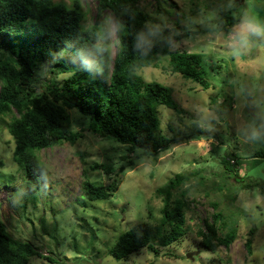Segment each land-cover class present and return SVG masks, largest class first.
<instances>
[{"label": "rangeland", "instance_id": "1", "mask_svg": "<svg viewBox=\"0 0 264 264\" xmlns=\"http://www.w3.org/2000/svg\"><path fill=\"white\" fill-rule=\"evenodd\" d=\"M61 1L72 0H55ZM220 1H140V8L154 19L155 37L169 39L172 51L200 52L208 60L212 86L207 90L172 74L167 55L160 56L157 66L140 71L146 82L169 87L179 106L180 111L159 107L163 134L193 132L194 136L197 128H203L208 134L201 140L188 139L157 157L136 159L139 150L130 152L114 138L92 134L90 119L75 108L69 110L71 120L84 138L39 152L42 184L38 191L27 192L26 176L13 158L11 120L0 117V219L14 238L32 243L44 256L32 257L28 264H264V157L256 155L264 152V0ZM81 2L88 27L97 20L98 1ZM228 10L240 22L231 30L216 32V22ZM101 21L109 32L113 64L118 53L117 21L110 12ZM61 58L71 60L72 56L54 57ZM111 70L110 66L104 81L109 82ZM42 74L44 80L60 86L68 78L54 77L49 67ZM233 154L242 177L238 181L226 177L220 162ZM95 163L103 168L93 170ZM122 166L124 172L116 177ZM180 173L195 175L182 187L190 188L185 199L190 206L188 234L171 246L153 244L126 259H115L109 252L119 235L141 222L159 223L164 198L158 190ZM198 173L202 179L195 178ZM115 178L120 186L110 199L88 201L82 196L84 181L108 186ZM242 183L245 190L238 186ZM179 195L180 190L174 191L172 199ZM215 211H222L229 220L232 216L238 235L231 245L220 246L214 253L203 247L199 233ZM249 238L251 253L246 246ZM191 252L198 254L187 258Z\"/></svg>", "mask_w": 264, "mask_h": 264}, {"label": "trees", "instance_id": "2", "mask_svg": "<svg viewBox=\"0 0 264 264\" xmlns=\"http://www.w3.org/2000/svg\"><path fill=\"white\" fill-rule=\"evenodd\" d=\"M97 1V20L86 27L87 14L81 0H0V117L11 120L8 130L16 144L13 158L26 176L27 192L38 191L42 184L39 174L44 170L39 152L64 143L75 144L84 138L82 132L74 130L69 110L75 108L90 119L92 134L114 138L130 152L139 150L136 159L157 157L188 139L201 140L208 134L207 130L197 128L194 136L193 132L164 135L159 107L178 111L179 106L169 87L146 82L140 75L142 69L157 66L160 56L167 55L172 74L183 75L207 90L212 84L206 56L200 52L172 51L169 39L155 37L151 25L154 19L140 8L141 0ZM108 12L117 21L118 53L113 64L109 32L101 25ZM239 22L232 11H223L215 30L228 31ZM67 53L71 60L54 59L57 54ZM47 67L54 77L67 75L66 82L60 86L44 80L42 73ZM256 155L264 157V152ZM232 157L228 161L223 157L220 162L226 177H237L238 181L242 177L236 156ZM134 164L131 160L130 166ZM92 168L99 170L103 166L95 163ZM124 170L122 166L116 177ZM105 171L111 173L108 168ZM193 175L177 174L159 189L164 198L159 223H138L118 236L109 253L121 260L153 244L168 247L181 241L188 234L186 210L190 207L185 200L190 188L182 187ZM195 178L202 179L201 175ZM119 186L116 178L108 186L86 180L82 196L88 201L108 200ZM238 186L245 190L244 183ZM179 190V197L173 200V192ZM212 205L218 210L217 203ZM211 218L199 234L203 247L215 253L220 246H229L236 240L238 229L232 224V216L229 220L222 211H215ZM253 234L251 230L250 236ZM246 246L251 253V238ZM35 256L44 258L32 243L14 238L0 219V264H28Z\"/></svg>", "mask_w": 264, "mask_h": 264}, {"label": "water", "instance_id": "3", "mask_svg": "<svg viewBox=\"0 0 264 264\" xmlns=\"http://www.w3.org/2000/svg\"><path fill=\"white\" fill-rule=\"evenodd\" d=\"M198 254V252H191L187 255V258H194V256H196Z\"/></svg>", "mask_w": 264, "mask_h": 264}]
</instances>
